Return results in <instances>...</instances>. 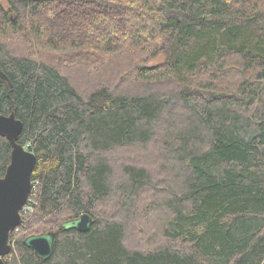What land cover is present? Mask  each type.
I'll return each mask as SVG.
<instances>
[{
	"label": "trees",
	"instance_id": "1",
	"mask_svg": "<svg viewBox=\"0 0 264 264\" xmlns=\"http://www.w3.org/2000/svg\"><path fill=\"white\" fill-rule=\"evenodd\" d=\"M0 70L36 156L5 264H264V0H0Z\"/></svg>",
	"mask_w": 264,
	"mask_h": 264
},
{
	"label": "water",
	"instance_id": "2",
	"mask_svg": "<svg viewBox=\"0 0 264 264\" xmlns=\"http://www.w3.org/2000/svg\"><path fill=\"white\" fill-rule=\"evenodd\" d=\"M0 76L7 80L1 70ZM22 130L23 124L14 112L7 116L0 115V136L5 137L11 146L9 165L4 176L0 177V264H5L12 253L9 236L21 225V212L32 189V174L36 166V156L17 143ZM91 225V216L82 214L62 222L59 229L85 233ZM54 237L53 232L30 235L22 240V245L32 250L36 258L44 263L52 255Z\"/></svg>",
	"mask_w": 264,
	"mask_h": 264
},
{
	"label": "rangeland",
	"instance_id": "3",
	"mask_svg": "<svg viewBox=\"0 0 264 264\" xmlns=\"http://www.w3.org/2000/svg\"><path fill=\"white\" fill-rule=\"evenodd\" d=\"M3 5H6L5 2H2ZM161 62V58H156V59H153V60H150L148 62H145V64L143 65L144 67H154L156 66L157 64H159ZM33 210V209H32ZM32 210L30 213H32ZM17 231V230H16ZM20 236V231L18 230L17 232H15V236L13 237L12 241H11V245L14 244V241ZM14 249V247L12 246V250Z\"/></svg>",
	"mask_w": 264,
	"mask_h": 264
},
{
	"label": "built area",
	"instance_id": "4",
	"mask_svg": "<svg viewBox=\"0 0 264 264\" xmlns=\"http://www.w3.org/2000/svg\"><path fill=\"white\" fill-rule=\"evenodd\" d=\"M23 210H25V211H29L30 210V201H29V199H28L25 207L23 208Z\"/></svg>",
	"mask_w": 264,
	"mask_h": 264
}]
</instances>
